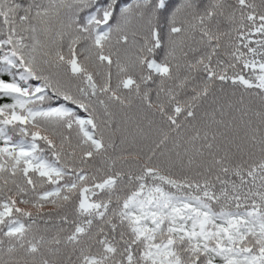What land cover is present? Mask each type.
<instances>
[{
	"label": "snow or ice",
	"instance_id": "1",
	"mask_svg": "<svg viewBox=\"0 0 264 264\" xmlns=\"http://www.w3.org/2000/svg\"><path fill=\"white\" fill-rule=\"evenodd\" d=\"M0 264H264V0H0Z\"/></svg>",
	"mask_w": 264,
	"mask_h": 264
}]
</instances>
